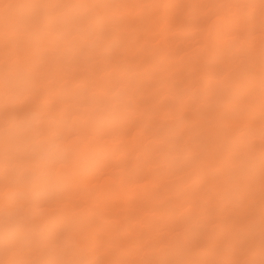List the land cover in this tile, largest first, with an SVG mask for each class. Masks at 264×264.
<instances>
[{
  "label": "rangeland",
  "instance_id": "rangeland-1",
  "mask_svg": "<svg viewBox=\"0 0 264 264\" xmlns=\"http://www.w3.org/2000/svg\"><path fill=\"white\" fill-rule=\"evenodd\" d=\"M0 264H264V0H0Z\"/></svg>",
  "mask_w": 264,
  "mask_h": 264
},
{
  "label": "clouds",
  "instance_id": "clouds-1",
  "mask_svg": "<svg viewBox=\"0 0 264 264\" xmlns=\"http://www.w3.org/2000/svg\"><path fill=\"white\" fill-rule=\"evenodd\" d=\"M50 150H46L45 151V156H47L48 155V152H49Z\"/></svg>",
  "mask_w": 264,
  "mask_h": 264
}]
</instances>
